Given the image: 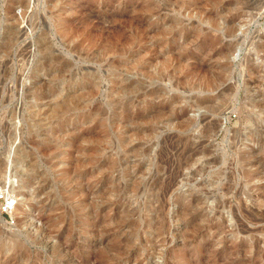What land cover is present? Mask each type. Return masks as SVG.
I'll return each instance as SVG.
<instances>
[{
	"label": "rangeland",
	"instance_id": "obj_1",
	"mask_svg": "<svg viewBox=\"0 0 264 264\" xmlns=\"http://www.w3.org/2000/svg\"><path fill=\"white\" fill-rule=\"evenodd\" d=\"M0 264H264V0H0Z\"/></svg>",
	"mask_w": 264,
	"mask_h": 264
},
{
	"label": "built area",
	"instance_id": "obj_2",
	"mask_svg": "<svg viewBox=\"0 0 264 264\" xmlns=\"http://www.w3.org/2000/svg\"><path fill=\"white\" fill-rule=\"evenodd\" d=\"M0 200L2 201V210L5 215H10L15 207V202L12 198L7 197L4 193L0 192Z\"/></svg>",
	"mask_w": 264,
	"mask_h": 264
}]
</instances>
